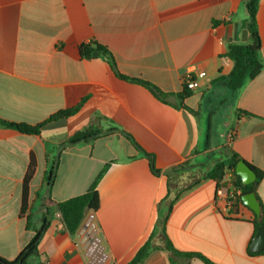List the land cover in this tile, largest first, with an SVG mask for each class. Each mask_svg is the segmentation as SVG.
<instances>
[{"label": "crops", "instance_id": "1", "mask_svg": "<svg viewBox=\"0 0 264 264\" xmlns=\"http://www.w3.org/2000/svg\"><path fill=\"white\" fill-rule=\"evenodd\" d=\"M247 23L243 0H0V119L34 126L85 99L76 114L44 124L38 135L0 127V257L16 259L47 214L37 247L43 264H126L146 243L140 264H204L185 254L212 264H264V249L248 254L255 214L236 204L230 218L219 215L211 177L231 154L245 161L259 175L251 192L264 223V68L236 91L214 83L232 70L223 58L227 43H251ZM256 25L264 62V0ZM90 42L109 51L121 76L169 97L119 79L99 55L81 58L78 46ZM189 72L205 75L181 101ZM86 128L104 134L63 147ZM30 154L35 172L21 214ZM53 159L52 203L93 183L99 196L75 235L44 200ZM89 216L93 249L79 234Z\"/></svg>", "mask_w": 264, "mask_h": 264}, {"label": "trees", "instance_id": "2", "mask_svg": "<svg viewBox=\"0 0 264 264\" xmlns=\"http://www.w3.org/2000/svg\"><path fill=\"white\" fill-rule=\"evenodd\" d=\"M245 2L246 10L248 13V23L247 28L251 37V43L247 45H240V44H233L231 42L227 43L226 51L223 55V58L230 60L233 64L232 70L226 76L221 75L219 76L214 83L221 84L225 89L230 91H236L240 89L247 81H250L257 77L264 68V62L261 57L260 53V40L257 33V25H256V12L259 5V0H243ZM79 55L83 59H90L93 57V54L97 52L99 56L110 66L111 70L114 72L116 77L119 79L139 84L149 90L156 98L165 101L169 96L164 94L159 89L154 87L153 85L143 82L140 80L129 79L121 76L117 69L114 62L112 55L109 53L107 49L98 45L95 42L90 43H83L78 46ZM190 90H187L183 87V92L177 97L182 101L184 98L190 95ZM85 99H82L77 105L72 108L59 111L54 115H51L42 123L36 124L34 126L25 125V124H14L3 121L0 119V127L8 128L15 130L22 134L28 135H38L40 129L44 126V124L48 122H52L58 119H67L74 114H76L79 109L84 104ZM186 110H188L186 108ZM118 129L115 127H111L108 132L117 131ZM104 133L101 131H97L93 128H86L82 131L76 132L73 134L69 140L66 142L65 146H74L81 143H88L93 141L94 139L102 136ZM124 134V133H123ZM132 145L135 147L136 150L141 152L139 146L126 134H124ZM150 162L152 163L151 157L148 156ZM240 158L235 154H231L227 159L219 161L215 164L212 170V178L215 181V184L218 185L219 182L223 179L226 171L234 172V169L239 162ZM56 159H53L49 162L47 166V170L43 177V184H44V200L45 203H51L55 206L56 210L58 211L61 219L62 226L70 235H75L78 231L79 227L81 226L85 216L88 212L94 213L99 208V196L95 189V183L91 185V187L82 195L70 198L60 203H52V201L48 197V192L51 189L55 178L56 172ZM151 169L154 173L156 171L151 166ZM35 172V159L33 154H30L29 163L26 170V173L23 177L22 182V201H21V214L24 213L27 205V191H28V184L33 177ZM235 174V173H234ZM236 176V175H235ZM236 185L241 189L242 195L246 193H250L254 191L258 180L259 175L256 176V180L254 183L242 187L241 182L238 176H236ZM261 214V209H260ZM49 224V217L47 214H44L41 220V224L37 229H35L34 234L31 240L25 245L22 249L20 254L17 256L16 259L13 261H6L0 257V264H43L40 261V257L38 255L37 247L43 234L45 233ZM28 225V223H27ZM253 225L258 228L259 226L264 227V223L262 218L259 217L257 221L253 222ZM163 248L166 250L167 253L174 252L172 246L168 241L163 243ZM149 252V245L148 243L144 244L134 255V257L126 264H140L142 260L147 256ZM249 255H254L255 253H251L248 250ZM186 257L195 256L199 260H201L204 264H212L204 257L200 255H192V254H185Z\"/></svg>", "mask_w": 264, "mask_h": 264}, {"label": "water", "instance_id": "3", "mask_svg": "<svg viewBox=\"0 0 264 264\" xmlns=\"http://www.w3.org/2000/svg\"><path fill=\"white\" fill-rule=\"evenodd\" d=\"M95 57L99 54L95 52L93 54ZM234 173L239 177L241 186L245 187L255 182L256 174L253 169L243 160H239L237 163ZM241 201L248 209H250L256 216L257 219L260 217V204L256 199V196L253 192L246 193L241 196ZM79 234L82 236V243L86 247L93 249L98 243L96 239V232L92 224V216H89L85 223L80 228ZM264 249V227L259 226L256 229V233L249 245V252L257 253Z\"/></svg>", "mask_w": 264, "mask_h": 264}, {"label": "built area", "instance_id": "4", "mask_svg": "<svg viewBox=\"0 0 264 264\" xmlns=\"http://www.w3.org/2000/svg\"><path fill=\"white\" fill-rule=\"evenodd\" d=\"M204 73H186L183 76L182 83L183 87L187 90H193L197 87V79L204 77ZM232 139V135H229ZM236 176L234 172L229 171L228 174L225 172L223 179L216 185L215 190V211L225 218H230L232 215L234 206L236 204L243 205L241 201L242 192L241 189L236 185Z\"/></svg>", "mask_w": 264, "mask_h": 264}, {"label": "rangeland", "instance_id": "5", "mask_svg": "<svg viewBox=\"0 0 264 264\" xmlns=\"http://www.w3.org/2000/svg\"><path fill=\"white\" fill-rule=\"evenodd\" d=\"M216 107H217V105H216ZM218 108H220V107H219V104H218Z\"/></svg>", "mask_w": 264, "mask_h": 264}]
</instances>
